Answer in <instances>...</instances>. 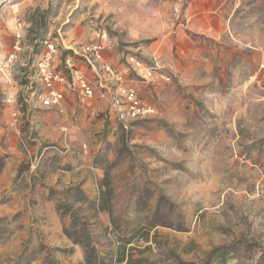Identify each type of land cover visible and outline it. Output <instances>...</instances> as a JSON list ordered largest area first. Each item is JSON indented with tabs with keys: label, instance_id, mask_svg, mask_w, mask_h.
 I'll return each instance as SVG.
<instances>
[{
	"label": "rangeland",
	"instance_id": "1",
	"mask_svg": "<svg viewBox=\"0 0 264 264\" xmlns=\"http://www.w3.org/2000/svg\"><path fill=\"white\" fill-rule=\"evenodd\" d=\"M217 6V0H0V106L4 90L25 85L43 38L56 40L62 67L71 50L105 33L106 59L155 108L127 130L109 106L76 123L73 134L84 138L77 140L80 152L71 151L88 162L87 193L75 189L61 208L70 233L88 234L91 264H119L118 257L121 264H264V0ZM16 22L21 51L7 73ZM130 58L150 68L152 79H141ZM104 183L109 211L98 209ZM18 231L19 220L0 222V242ZM5 245L0 264H85L80 246L63 259L39 246ZM32 257L37 263L22 261Z\"/></svg>",
	"mask_w": 264,
	"mask_h": 264
},
{
	"label": "crops",
	"instance_id": "2",
	"mask_svg": "<svg viewBox=\"0 0 264 264\" xmlns=\"http://www.w3.org/2000/svg\"><path fill=\"white\" fill-rule=\"evenodd\" d=\"M217 1L216 8L219 9L227 0ZM60 63L63 66V60ZM3 93L7 97L14 95L17 103L6 104L3 100L0 106V222L19 220L22 231L17 232V237L13 233L8 241L0 242V252H5V244L14 246L22 243L23 246L29 245L30 250L39 246V250L61 252L66 259L72 254L70 249L77 245L64 233L69 220L67 224V215L60 208L67 201L72 203L75 189L87 193L83 181L89 176L84 154L79 153L78 159L72 156L75 153L73 149L79 150L82 145L77 140L84 136L73 133L77 129L76 123L82 124L89 115L105 111L108 104L93 99L85 109V104H79L72 96L66 95L59 108L47 109L34 102L20 105V97L23 96L21 86ZM15 109L19 111V120L12 125L11 114ZM24 141L32 146L29 147L33 155H43L36 169L30 167L29 158L23 153L21 143ZM47 145L59 146L69 152L59 155L46 148ZM76 171L80 177L73 176ZM25 260L37 263L34 257L22 258L23 262Z\"/></svg>",
	"mask_w": 264,
	"mask_h": 264
},
{
	"label": "built area",
	"instance_id": "3",
	"mask_svg": "<svg viewBox=\"0 0 264 264\" xmlns=\"http://www.w3.org/2000/svg\"><path fill=\"white\" fill-rule=\"evenodd\" d=\"M14 45L7 56L3 69L7 73L17 54L21 51L20 41L23 29L18 22L14 26ZM105 33L98 34V40L81 45L77 50H71L72 55H66L63 66L56 64L58 60V45L49 36L41 42V51L27 75L25 85L21 86L22 104L39 103L42 108H59L66 95L72 96L79 104H86L93 99L107 102L111 113L115 114L120 127L127 130L130 123L145 119L155 114V108L141 100L138 88L126 76L125 71L118 70L105 57ZM83 61L85 70L75 65L74 58ZM134 72L141 79H152V70L142 67L134 59H129ZM162 78V76H161ZM6 104L17 103V98L8 96ZM19 111L12 112V125L19 120ZM23 153L29 158L30 167L36 169L43 155H33L26 142L21 143ZM45 150V148H44Z\"/></svg>",
	"mask_w": 264,
	"mask_h": 264
},
{
	"label": "trees",
	"instance_id": "4",
	"mask_svg": "<svg viewBox=\"0 0 264 264\" xmlns=\"http://www.w3.org/2000/svg\"><path fill=\"white\" fill-rule=\"evenodd\" d=\"M40 38H41V36L39 37V39ZM69 53H70V51L65 52V54H69ZM1 167H2V159H0V170H1ZM104 186L106 187L107 192H104V193L101 192L100 197H99V202H98V209L102 210V211H109V201H108V198H107L109 196V193H108L109 188H108L107 184H105V183H104ZM60 209H62L63 212H66L65 209H63V208H60ZM70 226L73 229V228H75L76 225L74 224V222H71ZM64 233L72 241V243L74 245L82 247V250L84 252L85 264H91V260L96 261V259L94 257V253H95L94 249L92 247H89L88 243L87 244L84 243V241L88 242V239H89L88 234L86 232H82L80 234V236H76V234L70 233V230L68 228H66L64 230ZM81 239H83V240H81ZM116 262L121 264V263H123V260H122V258L118 257ZM98 264H103V262H101L99 260Z\"/></svg>",
	"mask_w": 264,
	"mask_h": 264
}]
</instances>
